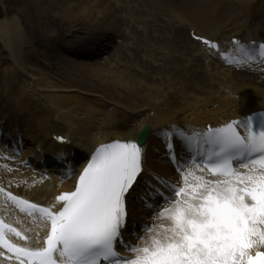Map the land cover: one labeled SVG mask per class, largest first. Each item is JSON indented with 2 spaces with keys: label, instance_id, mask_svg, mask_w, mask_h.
<instances>
[{
  "label": "bare ground",
  "instance_id": "1",
  "mask_svg": "<svg viewBox=\"0 0 264 264\" xmlns=\"http://www.w3.org/2000/svg\"><path fill=\"white\" fill-rule=\"evenodd\" d=\"M198 1L199 4L197 0H115L114 2L111 0H52L57 10V7L60 6V10H55L53 13L59 17L61 16L62 20H75V22H79V24H76L80 25L82 29H93L94 33L92 32V36L94 34V36L100 40L98 46L104 49H106L107 45L114 39L110 37V34L115 35V33L118 34L122 32V27L125 23L124 18L126 16L130 17V19L131 17L132 19L136 17V22H134L137 24V29H133L135 31H133L132 35L141 38V34H144V37L148 38V36H146L148 33L149 41L155 42V44L160 41V43H163V46H168L167 44H170L168 43V39H165L169 38V42L173 43L170 47L175 54L180 51H185L184 54H188L189 57L191 53L201 52L200 54L196 53L195 56L202 55L203 58H195V60L192 61L193 63L189 60L190 64L187 67L184 66L180 68L178 65L176 68L168 67L169 71L167 73L174 75L173 77H169L170 82H167L165 79L160 80L161 78H153L150 75L149 68L152 66V61L149 66L143 64L144 62H142L143 65L139 62L137 64L140 68L142 67L144 69L133 70V68L129 66V68H121L117 65L112 66L111 62L110 64L107 63L108 65L106 67L101 65L99 67L91 63H83L79 62V60L72 61L64 57V64L66 65L65 70L75 75V77H72L67 75L69 73H64L65 76L63 79L65 81L67 80V85L64 86L60 83L62 81L56 82L49 80V77L47 78L44 76L43 72H37V70L34 69L35 67L31 69L24 65L25 61L21 55V45L23 42L26 43V39L24 40L25 35L20 19L18 16H14L13 18L4 20L0 24V50H4L6 60L0 59V69L3 70V76L2 78L0 77V98L2 99L0 107L4 108L7 103L9 106L12 105V108L9 110L12 117L15 120L19 119L22 122H28L31 128L34 129V133L31 135L32 142L53 147L56 145V142L52 140L53 135L58 133L59 130H64L73 140L71 147L75 150H79V148L85 149L112 137L121 139L136 138L137 132L146 124L151 123L152 127L154 126L155 128L153 127L154 131L149 135L146 141L145 170L149 171L151 168L154 172L173 175L172 179L177 180V176L172 174V168L168 162V156L163 144L166 136V128L164 127H168L169 121L173 122L176 120L181 126L188 125L198 128L205 126L207 123L218 125L226 121L229 117L242 114L245 115L252 110L264 107V80L263 77L260 78L259 73L251 70L235 71L234 67L237 65L225 68L223 66L225 62L220 60L212 51L207 50L200 42H196L189 37L187 38L185 35L187 29L195 28L199 31L197 34H200L201 31H206L208 36H212L213 31H208L207 27H203V25L212 22L214 12L225 4H230L232 8L235 4L244 6L248 0ZM30 2L36 13L40 32H43V34H45L44 31L49 32L50 30H46L48 26L46 20L40 16L43 15V8H48L49 4H51V0H46L45 6H40L42 0H30ZM160 6L166 8L167 11H162L161 13L160 10L162 8H158ZM171 12H175L176 15L179 16V19L185 22L179 23L178 20L170 18L171 22L169 23L168 21L167 24L165 23L166 27H162L160 24H164V22L168 20L167 17ZM155 14H157V16H155ZM142 15L145 16V18ZM159 15H163V17L160 18ZM139 19H141V21H139ZM177 22L179 23L178 25L176 24ZM147 24L151 25L150 30ZM180 28L181 31L179 30ZM151 30L153 32L152 34ZM138 31L140 32L138 33ZM159 32L163 34V38L160 40L159 38H161V35ZM182 33L184 40L186 39L183 41L184 43L180 42V39H183ZM202 34L204 33H201V35ZM116 36L117 35H115V37ZM61 41H63V39H61ZM143 41L144 40L140 43L142 46H144L148 40ZM178 41L181 47H176L177 44H175V42L179 43ZM136 42L137 41L134 43L136 44ZM222 44L224 45L225 43L222 42ZM71 45H74V43L71 42ZM51 46L47 49V52L49 51L48 53L53 51ZM139 48L138 52L140 53L143 49L141 48L142 50L140 51ZM44 50V48H37L34 49V52H37V56H39L40 60L45 64L44 67L52 69L53 66L57 65L59 62H56L57 58L52 54L53 52L49 55ZM148 50L149 48L147 47L146 53L150 55ZM164 50L165 49L156 50L153 47L151 54L153 56L154 54L159 55V59L161 60L165 58V66H171V63L177 62L174 58H166L168 54H164ZM236 50L238 51V49ZM135 52H137L136 49L133 54H135ZM80 53L82 54L76 56L84 58L85 51H81ZM237 54L243 53L239 51ZM180 56L182 58V55ZM88 58H90V56H88ZM175 58L179 59L178 56ZM182 60L188 63L187 59ZM3 61L5 66L2 68ZM195 62L197 63V70H199V67H206V65H216L215 74L213 70H211V67L208 66L206 67L207 72H204L203 70L206 69H203L200 71L204 74H198L193 70ZM206 62L209 64H206ZM154 71L155 70L152 72ZM208 71L212 74L210 75ZM205 73H207L210 78L204 77L203 75H206ZM27 74H29V76ZM249 75L253 76V78ZM190 76L196 80L197 84H194L195 81L191 80ZM87 77H95L100 83L105 80L106 85L104 86L116 84L130 90L132 93L139 94L143 97V100L139 102L144 104L130 102L129 100L128 102L121 103L115 101V105H112V108L115 110L114 108L118 107L119 110L114 112L112 110L109 111V101L106 102L100 96V98L95 96V98H92L93 96L89 98L88 95L85 96V93L76 91L75 89L70 88V91H68L69 89L67 90L68 92L62 91L59 93L38 92L39 89H46L49 87L67 89L66 86H68V88L69 86H80L81 89L83 87L86 88L85 86L88 85ZM24 78L28 80L29 85L26 84ZM173 80H177L179 84H175L177 81L174 82L175 86L170 84ZM216 85L220 88H214ZM31 87L32 90L29 89ZM196 90L201 91L199 93L204 96L206 95V98L203 100L200 99L198 96L201 97V95H198L197 92H192ZM141 111H145V113ZM146 113L150 114V116L147 118L139 117L140 114L144 117ZM57 119L61 120L63 125L59 126ZM156 128L159 129L157 130ZM174 141L178 144L180 149V154L177 158L178 163H182L183 165V160L186 158L185 150L187 143L180 133ZM185 144L186 147L184 146ZM157 148L158 150H156ZM29 150L28 148L27 151ZM26 171L23 173H8V175H6L5 169L0 165V179L3 177L6 180L11 178L15 179L19 181L20 184H24V188L19 189L20 186L17 188V185H15V187H12L13 190L21 191L35 200L51 203L53 201V193L55 190L57 191L56 188L59 182L53 179L47 181L40 176V174L35 175ZM202 176L206 177V173L203 172ZM210 179L215 178L211 177ZM176 186H179L178 183H176ZM135 206L137 205H131V216L135 221L148 226L167 223V221H161L160 219H150V217H153L152 215H148L149 219H146L145 215H147L146 212L148 209L137 206V208L142 210V212H137L138 209H135ZM19 219L21 224L24 222L31 236L37 234L38 229V234H41V231L43 232L45 230V227L43 228L41 225L35 230L37 223H29L25 218ZM0 264L16 263H8L0 259Z\"/></svg>",
  "mask_w": 264,
  "mask_h": 264
},
{
  "label": "snow or ice",
  "instance_id": "2",
  "mask_svg": "<svg viewBox=\"0 0 264 264\" xmlns=\"http://www.w3.org/2000/svg\"><path fill=\"white\" fill-rule=\"evenodd\" d=\"M233 43L246 50L239 41ZM259 56L264 59V44ZM248 59L254 57L249 53ZM183 139L188 145L195 141L198 152L201 144L205 150L192 159V167L178 168L182 186L159 193L168 206H154L158 216L150 219L167 223L145 225L146 236L135 237L138 243L124 241L123 232L126 197L143 171L142 147L114 141L95 150L74 191L56 197L59 210L9 193L28 215L38 211L50 230L43 246H18L5 238V229L26 242L29 237L0 221V246L20 264H264L259 250L264 248V120L254 122L250 116ZM205 171L216 178L197 175ZM117 245L132 255L121 256Z\"/></svg>",
  "mask_w": 264,
  "mask_h": 264
},
{
  "label": "rangeland",
  "instance_id": "3",
  "mask_svg": "<svg viewBox=\"0 0 264 264\" xmlns=\"http://www.w3.org/2000/svg\"><path fill=\"white\" fill-rule=\"evenodd\" d=\"M45 1L46 0H42V3H40V6H45ZM53 1H55V0H53ZM56 1H58V0H56ZM111 1L114 2L115 0H111ZM123 2H125V1H123ZM197 3L199 4L198 0H197ZM50 7H52V8H50ZM57 8H58V10L56 9V5L53 4L52 0H51V4H49L48 8H45V7L43 8L44 12L42 13L43 15H41L40 17H42L44 20H46V22L48 24L46 30H50L49 32L44 31L45 34H43V32L41 33L39 30V26L37 23L38 19H37L36 13L34 12L32 6H31L30 0H0V24L8 18H13L14 16H18L20 19L21 26L23 28L24 35H25L24 40L26 39L25 40L26 43L23 42L21 45V55L23 57V60L25 61L24 65H26V67L28 66L27 68H31V69H33L35 67L34 69L37 70V72H43L44 76H46L47 78L49 77L48 78L49 80L56 81V82L62 81L60 83H62L64 86L67 85V80L65 81L63 79L65 76L64 73H66V72L69 73L68 71L65 70L66 65L64 64V62H65L64 57H67V58H69V60L71 59L72 61L73 60H79V62H83V63L87 62V63H91L95 66L97 65L99 67H100V65L106 67L111 62L112 66L117 65V66H120L121 68H126L129 66V67L133 68V70L134 69H136V70L144 69L142 67L140 68V66L137 64L139 62H141L140 64H142V62H144L143 64H145L146 66H149L151 61H152L153 62L152 66L149 68L150 71L148 69V71L150 72V75L156 79H158V78L159 79L161 78L160 80L165 79V80H167V82H170V80H169L170 76L171 77L174 76L173 74L167 73L169 71L168 67L176 68L177 65L180 68L184 67V66L187 67L190 64L189 60H191V62H192L195 60V58H199V57L203 58L202 55H198L197 57L195 56L196 53L200 54L201 52H196L194 54L191 53L189 55V57H188V54H186V55L184 54L185 51H180L181 53L178 52L175 54L170 47L173 43L169 42L170 41L169 38H165V39H168V43H170V44H167L169 46L168 47V46H163V43H160V41L157 42L156 44H155V42L149 41L148 33L146 34V36H148V38L144 37V34H141V38L139 36L132 35L133 31H135L137 29V24L135 23L136 17H134V16H133L134 19H132V17L130 19V17L125 16L124 21L126 24L124 23V25L122 27L123 28L122 32H120L118 34L115 33V35H117L116 37H115V35L110 34V37H113L114 39L111 41V43H109L107 45V48L104 49V48L98 46L100 43V40H98L94 36V34L92 36L93 29H91V28L82 29L80 27V25H77V24H79V22H75V20H72V21L71 20L70 21L62 20L61 16L59 17L58 15L53 13V11H55V10H57V11L60 10V6ZM158 8L159 9L162 8L160 10L161 13H162V11L163 12L167 11L166 8H163L161 6ZM212 12H211V14H212ZM127 13H128V11H127ZM211 14H210V16H211ZM145 16H143V17L145 18ZM147 16H148V13H147ZM155 16H157V14H155ZM159 16H160V18L163 17V15H159ZM170 18L173 20H178L179 23L185 22V21H181L179 19V16H177L175 12H171L167 17L168 20L165 21L164 24L161 23L160 25L162 27L163 26L166 27L165 23L167 24L168 21L170 23L171 22ZM139 21H141V19H139ZM179 23L177 22L176 24L178 25ZM212 24H213V29H214V33L216 34L215 35L216 37H218V36H221L222 38L227 37V36H229V35H227V33L228 34H240V33H242L243 35H245V34L249 35L250 34L253 37H257L258 34H260L261 36H264V0H248V2L244 6H241V5L238 6V4H235V5H233V8H232V6H230V4H225L224 6H222L221 8H219L218 10H216L214 12ZM147 25H148L149 30H150L151 25H149V24H147ZM148 27H147V29H148ZM181 28H184V27H181ZM181 28L179 29L180 31H181ZM133 29H135V30H133ZM139 32L140 31H138V33ZM182 32H183V30H182ZM201 32H203V31H201ZM152 33L153 32L151 30V34ZM183 33H182L183 39L182 40L180 39L181 43H184L183 41L186 40V39L184 40ZM129 34H131V35H129ZM157 35H159V34H157ZM160 35H161V38H159V40L163 38V34L160 33ZM185 35L187 36V38L188 37L190 38L189 29L186 30ZM104 36L106 37L105 34H104ZM170 36H172V35H170ZM61 39H63V41L67 42V43H64L63 41H61ZM142 40H144V41L148 40L144 46L140 45V43H142ZM135 41H137L139 43L136 42V44H135L134 43ZM165 41H167V40H165ZM71 42L74 43V45H71ZM180 42L179 43L175 42V44H177L176 47H181ZM22 46H23V48H22ZM50 46L53 48L52 49L53 53L52 52L48 53L49 51L47 52V49L50 48ZM93 47H95V48H93ZM147 47L149 48L148 51H149L150 55H148L146 53ZM153 47L156 50L165 49L163 51V53L166 55L168 54V56H169V57L167 56L166 58H174L175 60H177V62L171 63L172 64V65L170 64L171 66H167V65L165 66V58H163L164 60H161V59H159L160 58L159 55L154 54V56H153L151 54ZM37 48H44L45 49L44 51L49 55H51V53L54 54L55 57L57 58L56 62L57 63L59 62V63L57 65H54L52 69H48V68L44 67L45 64L43 63V61L40 60V57L37 56L38 55L37 52H34V49H37ZM83 48L84 49L89 48V50H86L88 53L91 51L92 52L94 51V53H96L98 55H96L95 57L89 58V59H81L83 57L79 58V57H75L73 55V52L75 50H76V52H78L76 55L82 54L80 52L84 51ZM98 48H99V50H98ZM134 48L137 50V52H135V54H133L135 51ZM138 48L140 51L143 49L141 51L142 53L138 52ZM0 49H1V44H0ZM0 52H1L0 53V59L6 60V54L4 53V50L3 51L0 50ZM179 54L182 55V58ZM177 56L179 57V59L175 58ZM153 57H156V58H153ZM182 59H187L188 63L183 62ZM4 61L2 62L3 63L2 68L5 66ZM206 64H209V63L206 62ZM196 65H197V63L195 62V65H194L195 67L193 70H195L198 74H204L200 70L206 69V67L208 65H206V67H204V66L199 67L198 68L199 70H197ZM215 66L213 64H210V66H208V67H211V70H213L214 74L216 72ZM153 67H155L156 69ZM224 67L228 68L227 66H224ZM158 68H160V69H158ZM151 70L152 71L155 70V71L152 72ZM203 71L207 72V69L203 70ZM208 72L210 73V75L212 74L210 71H208ZM190 73H191V71H190ZM29 74H27V75L29 76ZM205 74L206 75H203L204 77H209V75L207 73H205ZM67 75L75 77L74 74L69 73ZM2 76H3V70L0 69V77L2 78ZM249 76L253 78V76H251V75H249ZM190 79L195 81L194 84H197L196 80L191 78V76H190ZM24 80L26 81V84L29 85L28 80L26 78H24ZM87 81L86 82L89 86L87 85V86H85L86 88L83 87L82 89L80 86H78V87L77 86H75V87L69 86V88H68V86H66L67 89L66 88L65 89H58V88H50L49 87L46 89H39L38 92L41 91L43 93H46V92L59 93L62 91L68 92V91H70V88L75 89L76 91H81V92L85 93V96L88 95L89 98H91L92 96H93L92 98L100 96L106 102L109 101V104H108V108L110 105L109 111L112 110L114 112L117 111V109H118V108H115V110H113V108H112V105L113 106L115 105V103H114L115 101H118L119 103H121V102H126V101L128 102V100H129L130 102L141 103L139 101L143 100V97L141 95H139V94L137 95L135 93H132L130 90L125 89L122 86H119L116 84H113V85L110 84V85L104 86V85H106L105 80L102 83H100L99 81H97L95 79V77H91V78L87 77ZM175 81H177V80H173L172 81L173 83L171 82L170 84H173L174 86H175V84L178 85L179 84L178 81L174 84ZM108 86H109V88H108ZM93 87H95V88H93ZM214 88H218V86L216 85ZM29 89L32 90V87ZM87 89H89V90H87ZM89 91H92V92H89ZM192 92L193 93L197 92L198 95H201L199 93L201 91H199V90L192 91ZM209 94H211V93H209ZM82 95H84V94H82ZM198 97L203 100L204 98H206V95L205 96L201 95V97L200 96H198ZM142 107H144V106H142ZM117 114H119V113H117ZM57 121H58L59 125H63V122L61 120L57 119ZM135 209H138L137 212H139V211L142 212V210L137 208V206H135Z\"/></svg>",
  "mask_w": 264,
  "mask_h": 264
},
{
  "label": "water",
  "instance_id": "4",
  "mask_svg": "<svg viewBox=\"0 0 264 264\" xmlns=\"http://www.w3.org/2000/svg\"><path fill=\"white\" fill-rule=\"evenodd\" d=\"M144 137H145V136H144V134H143V135L141 136L142 141L144 140Z\"/></svg>",
  "mask_w": 264,
  "mask_h": 264
}]
</instances>
